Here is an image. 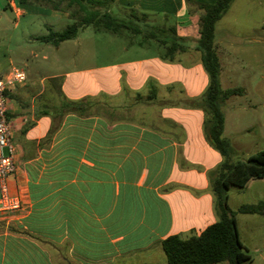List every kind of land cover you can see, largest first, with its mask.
Wrapping results in <instances>:
<instances>
[{"label": "crops", "instance_id": "1", "mask_svg": "<svg viewBox=\"0 0 264 264\" xmlns=\"http://www.w3.org/2000/svg\"><path fill=\"white\" fill-rule=\"evenodd\" d=\"M194 2L117 0L114 7L156 20L145 23L147 33L132 21L142 30L133 35L144 38L123 47V65L67 72L49 82L28 77L8 94L18 169L9 185L27 195L30 208L0 219V264H168L165 239L199 236L219 220L209 175L225 158L209 144L206 113L194 105L210 84L197 50L202 12ZM15 8L17 15L40 12ZM221 23L214 46L226 90V65L242 62L251 41L261 48L264 36L248 40ZM173 43L186 50L170 61ZM12 66L9 45L0 44V78ZM233 98L222 106L223 136L237 161L232 136L239 132L226 115ZM67 102L81 105L65 108ZM251 264H264V256Z\"/></svg>", "mask_w": 264, "mask_h": 264}, {"label": "rangeland", "instance_id": "2", "mask_svg": "<svg viewBox=\"0 0 264 264\" xmlns=\"http://www.w3.org/2000/svg\"><path fill=\"white\" fill-rule=\"evenodd\" d=\"M11 2L12 0H0V44L9 45L15 66L23 68L30 81L37 83L42 80L49 82L50 77L86 68L120 67L123 65V47L134 38H144L129 31H125L123 35H114L87 26L80 29L78 44H65L62 49L57 50L52 44L44 43L38 38L49 35L51 30L63 32L74 21L57 16L53 10L40 6H33L40 12L24 9L22 15H17V9L14 11L10 7ZM111 11L121 19L139 21L138 24L145 33L149 31L145 23L156 21L151 17L145 21L134 19L130 11H123L114 5ZM220 21L221 28L229 26L234 33L248 35V40H253L258 35L263 38L264 0H235L230 11ZM263 47V44L259 48L257 43L251 41L246 57L241 58L242 62L236 66L226 65L225 72L228 74L223 75L224 86L241 90V94L235 96L226 109L229 124L238 128L239 132L232 136L240 148L237 160H246L264 149ZM228 193L229 206L234 211L243 205L264 203V180L250 181L245 188L234 187ZM237 221L248 254L253 260L263 258L264 217L237 214Z\"/></svg>", "mask_w": 264, "mask_h": 264}, {"label": "trees", "instance_id": "3", "mask_svg": "<svg viewBox=\"0 0 264 264\" xmlns=\"http://www.w3.org/2000/svg\"><path fill=\"white\" fill-rule=\"evenodd\" d=\"M116 1L18 0L20 5L40 6L69 14V18L74 22L63 32L51 30L49 35L40 37L42 42L55 47L77 38L80 29L87 26H93L98 31L114 35H122L125 31L132 34L142 33L139 25H135L131 20L116 17L112 13L111 9ZM233 1L215 0L213 4L194 2L198 10L202 12L197 50L202 53L203 64L210 78L208 89L194 102V105L202 108L206 113L204 129L209 144L225 158L224 162L209 175L211 190L215 196V211L219 220L199 236L194 235L184 239L179 235H173L165 239L162 242V248L167 256L168 264H251L253 262L240 238L237 214L264 217V203L243 205L234 211L228 203V191L234 187L245 188L253 180H264V149L250 155L246 160H234L236 152L223 136L225 115L222 106L230 98L241 94V90L222 89L221 63L214 46L216 25L228 13ZM129 11L134 19L145 21L148 18L147 14L138 13L134 9ZM185 50L184 46L173 43L169 46L165 59L172 61L176 52ZM80 105L81 103L67 102L65 108L71 109Z\"/></svg>", "mask_w": 264, "mask_h": 264}, {"label": "built area", "instance_id": "4", "mask_svg": "<svg viewBox=\"0 0 264 264\" xmlns=\"http://www.w3.org/2000/svg\"><path fill=\"white\" fill-rule=\"evenodd\" d=\"M18 5V0L10 3L14 9ZM27 79L26 71L19 66H12L8 74L0 78V219H9L11 214L30 208L27 195L21 191L12 193L9 185L18 169L17 150L8 121V94L24 85Z\"/></svg>", "mask_w": 264, "mask_h": 264}]
</instances>
